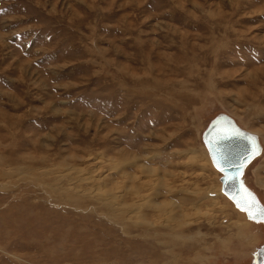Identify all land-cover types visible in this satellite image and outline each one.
Returning <instances> with one entry per match:
<instances>
[{"label":"rangeland","instance_id":"1","mask_svg":"<svg viewBox=\"0 0 264 264\" xmlns=\"http://www.w3.org/2000/svg\"><path fill=\"white\" fill-rule=\"evenodd\" d=\"M220 113L264 205V0H0V264H252Z\"/></svg>","mask_w":264,"mask_h":264},{"label":"water","instance_id":"2","mask_svg":"<svg viewBox=\"0 0 264 264\" xmlns=\"http://www.w3.org/2000/svg\"><path fill=\"white\" fill-rule=\"evenodd\" d=\"M202 142L207 150L213 168L219 172L222 194L246 218L252 222L263 223L259 218H250L242 208L249 207L246 200H258L256 194L249 189L243 180L247 166L262 152L258 137L241 127L226 114L216 115L202 133ZM223 168L224 171L220 169ZM231 177L232 179H226ZM255 210V206L253 207ZM252 264H264V247L257 250Z\"/></svg>","mask_w":264,"mask_h":264},{"label":"snow or ice","instance_id":"3","mask_svg":"<svg viewBox=\"0 0 264 264\" xmlns=\"http://www.w3.org/2000/svg\"><path fill=\"white\" fill-rule=\"evenodd\" d=\"M224 171L223 168L220 169ZM226 179H232L231 177H226ZM246 204L249 205L247 208H242V210L248 212L250 218L257 219L259 218L260 221H264V205L259 204L258 200L248 199L246 200ZM255 206V210L253 207Z\"/></svg>","mask_w":264,"mask_h":264},{"label":"bare ground","instance_id":"4","mask_svg":"<svg viewBox=\"0 0 264 264\" xmlns=\"http://www.w3.org/2000/svg\"><path fill=\"white\" fill-rule=\"evenodd\" d=\"M237 124V123H236ZM238 125V124H237ZM247 131V130H246ZM249 132V131H248ZM251 133V132H250ZM252 134H254V133H252ZM254 135H256V134H254ZM257 136V135H256ZM258 137V136H257ZM259 140V139H258ZM245 172V171H244ZM244 180V179H243ZM245 183V182H244ZM245 185H246V183H245ZM247 186V185H246ZM248 187V186H247ZM249 188V187H248ZM250 189V188H249ZM255 193V192H254ZM256 194V193H255ZM256 196H257V194H256ZM257 198H258V196H257ZM259 199V198H258ZM259 201H260V199H259ZM261 202V201H260ZM262 203V202H261ZM256 223V222H255Z\"/></svg>","mask_w":264,"mask_h":264},{"label":"flooded vegetation","instance_id":"5","mask_svg":"<svg viewBox=\"0 0 264 264\" xmlns=\"http://www.w3.org/2000/svg\"><path fill=\"white\" fill-rule=\"evenodd\" d=\"M257 196H258V195H257ZM258 198H259V196H258ZM260 201H261V200H260ZM262 205H263V203H262ZM254 256H255V259H256V258H257V254H256V255L254 254Z\"/></svg>","mask_w":264,"mask_h":264}]
</instances>
